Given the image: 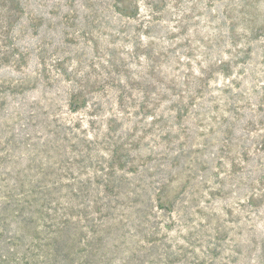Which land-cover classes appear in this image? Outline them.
<instances>
[{
	"label": "rangeland",
	"instance_id": "obj_1",
	"mask_svg": "<svg viewBox=\"0 0 264 264\" xmlns=\"http://www.w3.org/2000/svg\"><path fill=\"white\" fill-rule=\"evenodd\" d=\"M0 264H264V0H0Z\"/></svg>",
	"mask_w": 264,
	"mask_h": 264
}]
</instances>
